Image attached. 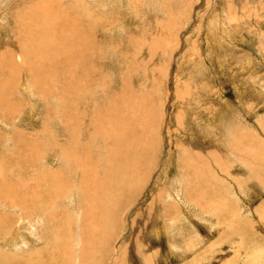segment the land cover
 <instances>
[{
    "label": "rangeland",
    "instance_id": "374dc122",
    "mask_svg": "<svg viewBox=\"0 0 264 264\" xmlns=\"http://www.w3.org/2000/svg\"><path fill=\"white\" fill-rule=\"evenodd\" d=\"M263 86L264 0H0V222L12 231L0 252L19 264H264V174L250 167L264 173ZM131 134L136 184L108 158L120 136L121 168ZM206 166L221 178L200 177ZM176 218L187 220L158 238L153 226ZM106 242L133 252L104 255Z\"/></svg>",
    "mask_w": 264,
    "mask_h": 264
},
{
    "label": "bare ground",
    "instance_id": "6f19581e",
    "mask_svg": "<svg viewBox=\"0 0 264 264\" xmlns=\"http://www.w3.org/2000/svg\"><path fill=\"white\" fill-rule=\"evenodd\" d=\"M198 11V10H197ZM219 20V19H218ZM22 26V25H21ZM23 28V27H22ZM22 30V29H21ZM219 30V29H218ZM224 34H225V32H224ZM26 38V37H25ZM210 38V37H209ZM224 38V37H223ZM223 41V40H222ZM217 43V42H216ZM223 43V42H222ZM229 44V43H228ZM232 44V43H231ZM209 45V44H208ZM233 45V44H232ZM67 46V45H66ZM192 46V45H191ZM229 47V46H228ZM232 47V46H231ZM235 47V46H234ZM237 48H239V47H237ZM236 47H235V49H237ZM225 49V48H224ZM71 50V49H70ZM18 52V51H17ZM228 53H230V52H228ZM2 54V53H1ZM7 54V53H6ZM18 55V54H17ZM26 56V55H25ZM37 56V55H36ZM29 57V56H28ZM234 57H236V56H234ZM82 58V57H81ZM5 59V58H4ZM3 59V60H4ZM33 59V58H32ZM38 59V58H37ZM83 61V60H82ZM86 61V60H85ZM39 62V61H38ZM22 63V62H21ZM34 63V62H33ZM41 63V62H40ZM57 63V62H56ZM241 64H243V63H240L239 65H241ZM34 65V64H33ZM42 65V64H41ZM47 65V64H46ZM244 65V64H243ZM8 67V66H7ZM33 68V67H32ZM239 69V68H238ZM238 71V70H237ZM209 74V73H208ZM239 74H243V73H239ZM15 75V74H14ZM46 75H48V74H46ZM42 76V75H41ZM231 78H232V76H231ZM14 79V78H13ZM25 82V81H24ZM48 84V83H47ZM27 85V84H26ZM40 85V84H39ZM263 85V84H262ZM28 86V85H27ZM123 86V85H122ZM264 87V86H263ZM263 87H261V88H263ZM25 88V87H24ZM24 88H22V89H24ZM29 88V87H28ZM27 89V88H26ZM50 89V88H49ZM24 91V90H23ZM25 92H26V90H25ZM263 94V93H262ZM58 95V94H57ZM110 95V94H109ZM213 96V95H212ZM56 97V96H55ZM107 97V96H106ZM75 99V98H74ZM106 99V98H105ZM130 99V98H129ZM107 100H109V99H107ZM106 100V101H107ZM30 101V100H29ZM28 101V102H29ZM113 101V100H112ZM130 101V100H129ZM214 101V100H213ZM221 101V100H220ZM108 103V102H107ZM121 103V102H120ZM17 104V103H16ZM16 104H14V105H16ZM19 104V103H18ZM29 104V103H28ZM50 104V103H49ZM102 105H103V102H102ZM119 105H121V104H119ZM224 105H226V104H224ZM19 106H20V104H19ZM28 106V105H27ZM118 106V105H117ZM207 106V105H206ZM102 107V106H101ZM10 108V107H9ZM21 108V107H20ZM32 108V107H31ZM206 108V107H205ZM15 109V108H14ZM26 109H28V108H26ZM209 109V108H208ZM20 110V109H19ZM32 110V109H31ZM224 110V109H223ZM22 111V110H21ZM24 111V110H23ZM233 112V111H232ZM15 113H16V111H15ZM209 114V113H208ZM8 115H9V113H8ZM8 115H6V117L8 116ZM17 115V114H16ZM212 115V114H211ZM209 116V115H208ZM9 117H10V115H9ZM209 118H211V117H209ZM137 119V118H136ZM69 120V119H68ZM136 121V120H135ZM140 121V120H139ZM190 121V120H189ZM141 122V121H140ZM224 121H222V123H223ZM209 123V122H208ZM210 123H212V122H210ZM221 123V122H220ZM234 123H236L237 125H240V124H238L237 122H234ZM225 124V123H224ZM223 124V125H224ZM232 124H233V122H232ZM129 125V124H128ZM127 125V126H128ZM205 125V124H204ZM234 125V124H233ZM236 125V126H237ZM126 126V127H127ZM139 126V125H138ZM228 126H230V124H228ZM234 127V126H233ZM233 127H231L230 126V128H233ZM238 127V126H237ZM236 127V128H237ZM80 128V127H79ZM128 128H129V126H128ZM219 128V127H218ZM240 128V126L238 127V129ZM102 129V128H101ZM213 129V128H212ZM227 130H228V128H226ZM226 129H225V131H226ZM148 130V129H147ZM240 130H242V129H240ZM247 131V130H246ZM250 131V130H249ZM77 132V131H76ZM125 132H127V131H125ZM123 133V132H122ZM225 133V132H224ZM232 133V132H231ZM251 134H252V132H250ZM121 134V133H120ZM125 134V133H124ZM132 134H135V132L132 130ZM130 135L129 136V139H131V140H129L128 142H127V145L125 144L124 145V148L126 149V151H125V153H126V157H125V161L123 162V156H121V157H118L116 160H119V163H120V166H121V168L118 166V161H114V157H112L111 158V152L113 151V149H115V151L116 150H120L121 149V146H122V138H120V136H116V137H114V139L116 138V145L114 146V147H108V153H109V159L113 162L112 164H111V167H113L115 164L117 165V168L118 169H120L121 170V172L118 174V175H121V174H123V176H124V178H126L127 177V180L128 181H130V182H132L133 184H136V182H135V178L136 177H141V176H139L140 174H137L136 173V170H135V166L137 165V163H136V160H137V154H136V152H137V150H136V144L138 143V140L136 139L137 137H133V135ZM138 134V133H137ZM149 134V133H148ZM2 135V134H1ZM24 135V134H23ZM136 135V134H135ZM233 135H234V133H233ZM248 135V134H247ZM143 136V135H142ZM146 136H147V134H146ZM5 138V137H4ZM144 138V137H143ZM24 139L26 140L27 139V134L26 135H24ZM54 139V138H53ZM75 139H76V136H75ZM248 139V138H247ZM251 139V138H250ZM3 140V139H2ZM81 141V140H80ZM124 141V140H123ZM127 141V140H126ZM131 141H133V146H132V144H131ZM139 142H140V140H139ZM220 143V142H219ZM254 143H255V141H254ZM141 144H142V141H141ZM229 144V143H228ZM256 144V143H255ZM138 145V144H137ZM143 145V144H142ZM37 146V145H36ZM253 146V145H252ZM236 147V146H235ZM234 147V148H235ZM35 148V147H34ZM140 148H141V146H140ZM144 149H146V148H144ZM142 150V149H141ZM258 150H259V148H258ZM115 151L112 153V154H114L115 153ZM122 151V150H121ZM235 151V150H234ZM260 151V150H259ZM262 151V150H261ZM194 152V151H193ZM264 152V151H263ZM195 153V152H194ZM213 153H215V152H213ZM257 153V152H256ZM250 154V153H249ZM259 154V156L261 155L260 153H257V155ZM115 155V154H114ZM262 155H263V153H262ZM261 155V157H264V156H262ZM148 156V155H147ZM256 157V156H255ZM247 158V157H246ZM249 159V158H248ZM222 160V159H221ZM254 160V159H253ZM261 161H263L262 159H260ZM260 161V162H261ZM39 162V161H38ZM205 162H206V160H205ZM215 162V161H214ZM251 162V161H250ZM253 162H256V161H253ZM264 162V161H263ZM146 163V162H145ZM188 163L190 164L191 162H190V159H188ZM252 163V162H251ZM255 166H256V164H254ZM179 166V165H178ZM189 166V165H188ZM195 168H194V170H196V169H199V167H201V166H203L204 167V165H200L199 167H197L198 165H193ZM192 166V167H193ZM210 166H212V165H210L209 164V167ZM250 166V165H249ZM255 166H250V167H253V168H251V170L253 169V171H255L257 174L255 175V176H259V174H264V173H259V170H258V168H257V166L255 167ZM191 167V166H190ZM224 167V166H223ZM127 168V169H126ZM254 168H255V170H254ZM222 170V169H221ZM215 171V170H214ZM241 171H243V170H241ZM249 171V170H248ZM261 171H263V170H261ZM194 172H196V171H194ZM200 172V171H199ZM216 172H217V170H216ZM38 173V172H37ZM196 173H198V172H196ZM110 174H113V173H110ZM215 174H217V173H212V171H209V168L206 166L205 167V169H204V174L203 173H201V176H200V174L198 173V175L200 176V177H202V176H208V177H210V178H212V177H216V178H221V175L222 174H218L217 176L215 175ZM183 175L184 174H182V176H180L179 178H183ZM190 175V174H189ZM4 176V175H3ZM44 176V175H43ZM117 176V175H116ZM251 176V175H250ZM190 177V176H189ZM193 177V176H192ZM5 178V177H4ZM184 178H186V177H184ZM109 179V178H108ZM117 179H119V178H117ZM194 179V178H193ZM201 179H204V177L203 178H201ZM5 180V179H4ZM112 180V179H111ZM120 180V179H119ZM184 180V179H183ZM102 181V180H101ZM260 181H261V183L262 184H264V179H262V178H260ZM4 182V181H3ZM15 182V181H14ZM183 182H185V181H183ZM192 183V182H191ZM5 184V183H4ZM15 184V183H14ZM21 184V183H20ZM111 184V183H110ZM10 185V184H9ZM18 186H19V184H17ZM180 185V184H179ZM179 185L177 184V186L179 187ZM12 186V185H11ZM18 186H16V187H18ZM13 187V186H12ZM11 187V188H12ZM15 187V186H14ZM13 187V188H14ZM28 187V186H27ZM27 187H25V188H27ZM110 187V186H109ZM8 188H10L9 186H8ZM12 188V189H13ZM188 188H191L192 190L190 191V192H197L199 195H201V196H199V199H198V202H199V205H202L203 204V201H202V193L204 192V190L203 189H201L199 186L198 187H195V186H193V187H187L186 189L188 190ZM3 189V188H2ZM17 189V188H16ZM11 190V189H10ZM9 190V191H10ZM171 190V189H170ZM176 190V189H175ZM13 191V190H12ZM15 192H16V190H14ZM172 191V190H171ZM185 191V190H184ZM14 192V193H15ZM103 192V191H102ZM8 193V192H7ZM6 193V194H7ZM12 193V192H11ZM169 193V192H168ZM173 193H175V192H173ZM173 193H169L170 194V196L171 197H173L175 194H177V192L173 195ZM13 194V193H12ZM10 195L12 198H14L13 196L14 195ZM114 194V193H113ZM154 194V193H153ZM222 194V193H221ZM2 195V194H1ZM8 195V194H7ZM7 195H5V196H7ZM163 196V195H162ZM162 196H160L158 199H157V201L158 202H160V199H162ZM191 196L193 197V195L191 194H187L185 197L183 196V195H180L179 194V196H177V197H175V198H171V200H174V201H172L173 203H178L179 201H183L184 199H191ZM124 197V196H123ZM122 197V198H123ZM206 197V196H205ZM5 198H7V197H5ZM4 198V199H5ZM116 198L117 197H115L114 198V200H113V202H112V204H113V206H114V208L115 207H117V206H119V205H124V203L126 202L125 201V199L123 200V199H121L120 201H118V200H116ZM124 198H126L127 199V201H129V197H124ZM164 198V197H163ZM206 200H207V198H205ZM6 200V202L8 203V201H7V199H5ZM10 200V199H9ZM116 200V201H115ZM176 200H179V201H176ZM169 200H167L166 202L164 201V200H162V203L163 204H166L167 202H168ZM186 201V200H185ZM171 202V203H172ZM11 203V202H10ZM9 203V204H10ZM127 203V202H126ZM125 203V204H126ZM0 204H2V203H0ZM111 204V205H112ZM186 204V203H185ZM7 205V204H6ZM5 205V206H6ZM194 204H191V205H189V207H191V206H193ZM209 206H210V204H208ZM11 206H12V203H11ZM170 206V205H169ZM11 208V207H10ZM184 208H187V207H184ZM190 209V208H189ZM197 210L196 208H193L192 209V211L193 210ZM159 210V212H160V214H161V216L159 215V218H167L166 216L164 217V214H168V215H170V210L168 211V209L166 208V207H163L162 208V210H161V208L160 209H158ZM260 210V209H259ZM191 211V210H190ZM195 212H197V211H195ZM235 213H236V211H234ZM194 213V212H193ZM1 214V213H0ZM156 214V213H155ZM188 214H190V213H188ZM113 215V214H112ZM191 215H193V214H190V216ZM102 216V215H101ZM115 217H116V215H114ZM194 216V215H193ZM8 216H2V215H0V218H7ZM192 217V216H191ZM113 218V217H112ZM163 220V219H162ZM165 220V219H164ZM183 220H187V218H176V220H174V221H172L170 224H168V223H166V222H162V224H160L159 223V225H157V226H153V231H155V233H156V236L158 237V238H160V237H167V236H169V235H171L172 233H173V231H171V229L173 230L174 229V225L177 223V225L179 224L180 225V223L183 221ZM241 220V219H240ZM10 221V220H9ZM244 221V220H243ZM246 221V220H245ZM4 222V220L3 221H1L0 222V233L1 234H5V235H9L11 232H10V229L8 228V226L6 227L5 226V224H2ZM155 225V224H154ZM183 225V224H182ZM5 227V228H4ZM93 227V226H92ZM175 227H177V226H175ZM179 227V226H178ZM85 228V227H84ZM101 228V227H100ZM180 228V227H179ZM63 229V228H62ZM81 229V228H80ZM178 229V228H177ZM98 230V229H97ZM49 231V230H48ZM63 231V230H62ZM179 231V230H178ZM182 233V232H181ZM19 234V233H18ZM188 234V233H187ZM89 235V234H88ZM154 236V235H153ZM152 236V237H153ZM187 236V235H186ZM84 237V236H83ZM82 237V238H83ZM150 237V236H149ZM148 237V238H149ZM177 237V236H176ZM87 238V237H86ZM85 238V239H86ZM188 238V237H187ZM61 239V238H60ZM85 239H83V240H85ZM87 240V239H86ZM149 240V239H148ZM163 240V239H162ZM168 240V239H167ZM2 241V240H1ZM4 241V240H3ZM105 242V241H104ZM182 243V242H181ZM150 244H151V242H150ZM173 243H170V244H168V247H169V249L171 250V251H173V250H175V247L174 246H176V245H172ZM241 244H243L242 242H241ZM81 245V244H80ZM182 245H183V243H182ZM73 247V246H72ZM126 247V246H125ZM104 249H103V254L104 255H107L108 253H109V256L111 257V254L113 255V256H115L116 257V255L117 254H114V253H125L126 251H128V250H131L132 248H123V249H120V250H116V252H115V250L114 251H112L111 249H109V246H108V243L106 242L105 243V246L103 247ZM177 248V247H176ZM150 249V248H149ZM132 252H133V249H132ZM82 253V252H81ZM88 253V252H87ZM121 255V254H120ZM162 255V254H161ZM154 256H155V253H154ZM121 257V256H120ZM165 257V256H164ZM20 258V257H19ZM84 258V257H83ZM22 259V258H21ZM100 259V258H99ZM117 259H119V258H117ZM12 260H14V262L16 263L17 262V264H19V259L17 258V257H15L14 255H12V254H10V253H8V254H3L2 252H0V264H5L6 262H10V261H12ZM23 260V259H22ZM167 260H169V257L166 255V257H165V259H164V261H167ZM122 261H123V258H121V261L119 260V261H116V258H114L113 259V261H112V263L113 262H115L114 264H122ZM144 261V260H143ZM12 263V264H15V263ZM121 262V263H120ZM24 264H30V263H24ZM41 264H43V263H41Z\"/></svg>",
    "mask_w": 264,
    "mask_h": 264
}]
</instances>
